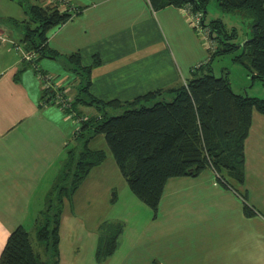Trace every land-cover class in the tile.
Wrapping results in <instances>:
<instances>
[{
    "label": "crops",
    "instance_id": "0c3cea01",
    "mask_svg": "<svg viewBox=\"0 0 264 264\" xmlns=\"http://www.w3.org/2000/svg\"><path fill=\"white\" fill-rule=\"evenodd\" d=\"M62 1L72 16L48 31L46 44L55 57L38 55L31 61L11 42L0 41V254L18 225L36 230L78 127L59 104L45 101V76L52 88L60 86L70 78L60 65L69 62L70 54L78 53L82 66L98 57L89 91L102 100L124 103L157 89L170 95L168 89L184 83L209 58V42L182 7L154 9L149 0ZM0 32L23 46L11 38L8 26H0ZM118 108L123 105L108 111ZM106 160L64 200L66 211H76L77 194L93 173L100 176ZM109 186L100 203L112 207L120 198H109ZM237 187L224 184L206 167L195 176L168 178L155 214L127 194L124 214L106 219L123 224L112 254L96 260L98 240L92 233L73 239V256L88 246L89 264H264V113L257 110L244 141V182ZM61 251L60 220V264Z\"/></svg>",
    "mask_w": 264,
    "mask_h": 264
},
{
    "label": "trees",
    "instance_id": "16d2710c",
    "mask_svg": "<svg viewBox=\"0 0 264 264\" xmlns=\"http://www.w3.org/2000/svg\"><path fill=\"white\" fill-rule=\"evenodd\" d=\"M38 1L27 5L25 1L18 0L26 17L19 21L13 19L12 22L22 25L20 42L26 51H36L41 57L52 58L57 53L47 47L48 31L67 21L72 12L62 0L48 4ZM212 1L221 11L238 15L248 22L250 33L241 45L231 41L235 30L228 33L221 19L206 21L207 7ZM149 2L154 9L189 4L193 11H201L203 25L209 29L212 45L216 40L217 45L213 49L209 48L208 60L195 66L190 78L167 90L173 94L170 100L159 99L165 92L162 89L146 92L124 103L97 98L89 91V85L91 69L99 63L98 57L92 64L82 66L78 53L69 55L70 59H75L76 66L85 78L82 89L89 94L90 100L87 102L104 110L98 119L95 116L80 119L81 130L79 136L75 137L77 142L67 148L59 174L47 193L46 205L37 222L34 235L38 246L32 241L30 232L18 225L6 239L0 254V264L59 263L63 203L65 199L73 197L89 171L106 159L104 148L90 146L91 140L100 134L104 136L130 190L153 214L157 211L165 182L170 177L195 176L204 168L211 167L221 182L235 190L243 184L244 141L253 110L264 113V99L235 93L227 75L215 76L210 63L213 56L240 48L234 60L243 64L253 78L264 80V0ZM51 92L45 89V101H50ZM76 102L65 109L82 118ZM122 105L125 110L119 114L108 115L105 110ZM58 181H61L63 190L59 192L52 212H45L52 203V193ZM240 193L246 198L245 193ZM245 207L250 213L247 204ZM122 225L119 221L106 220L100 224L96 248L98 262L114 251Z\"/></svg>",
    "mask_w": 264,
    "mask_h": 264
},
{
    "label": "rangeland",
    "instance_id": "374dc122",
    "mask_svg": "<svg viewBox=\"0 0 264 264\" xmlns=\"http://www.w3.org/2000/svg\"><path fill=\"white\" fill-rule=\"evenodd\" d=\"M23 1H25L27 5L37 2V0ZM58 3L60 4V1ZM25 17L26 14L24 12V8L22 5H20L18 0H0V23H3L0 24V26H8L9 34L14 40L20 41L21 32H23V29L21 23H14L12 21L9 22V18L19 21ZM216 18L222 20L228 33H230L233 29L235 30V35L234 37H232L231 41L236 43L237 45H241L250 33L248 22L245 19H242V17L238 15L221 11L216 3L212 1L207 7L206 21H210ZM1 34L5 35L3 32H1ZM206 42L208 41L206 40ZM216 42L217 40L214 41L213 45L212 41L209 42L208 47L210 49H213V47L217 45ZM27 52L29 51L27 50ZM239 52L240 48L234 51L223 53L221 55L213 56L210 63L213 74L215 76L226 74L232 90L237 94L264 99V80L256 77L253 78L252 74L243 64L234 60V57ZM33 53V61H35L38 53L36 51H33ZM63 62V65L61 63L60 65L61 67L66 69V71H69L70 78L66 80V83H64V81L60 82V86H54L53 88L51 86L54 83L49 80L51 85L49 84L50 86L47 85L45 88L50 92L52 91L51 93L53 95L50 101H53V103L55 104H59L60 107H62L63 105L61 103V97L66 101L65 106L67 108L70 107V105L73 104L75 100L77 101L75 105L77 107V111L81 113L82 118L75 116V112H71L68 109H65V106L62 107L64 111L67 112V115L72 118V120L76 124H78V127L73 134V138L75 140V137L79 136V132L81 130L80 119L86 120L88 116H95L98 119L101 116L102 110L104 109H100L101 107H98L94 103L87 102L90 100L89 94L86 90L83 91L82 89V86H84L85 84V78L82 77L80 69L76 66L75 60L70 59L69 62L68 60ZM70 86H72L71 90H69ZM78 98H80V101H78ZM172 98L173 94L169 95V93H167V95L162 94L161 96H159L160 100H170ZM151 103L152 102H150V104ZM111 108L112 107H107L105 110L108 111V109ZM123 110H125V108H118L112 112L108 111L107 113L108 115H115L121 113ZM74 142L77 141L75 140ZM90 146L93 148L103 147L107 153V160L106 163H104V165L102 166V169H104V171H101L100 176L98 177V173H93L77 194L76 199L74 200L77 212L74 211L73 213H71L68 210L66 211V207L63 204L61 213V253H63L61 264H89L88 261H86V257H88V246L86 248L85 246H83L79 253L75 257L73 256L74 251H77V249H75V247L77 246L72 244L73 239L77 236L89 235L94 233L96 234L98 240L100 236V224H102L103 220L105 221L106 219H111L112 217L124 214L123 211L126 210L124 208V202L125 198H127V194H129V196H132L135 202H139L137 197L130 190L122 174L120 173V170L115 163L112 153L105 143L104 136H98L97 138L93 139V141H91L90 143ZM60 183L61 181L57 182L56 187L54 188L52 193V203L49 205V207H47L46 210H44L45 212H52V210L54 209V206L59 198V192L63 190L61 188L63 185H61ZM108 184L112 185V190L109 192V198L116 194L120 198L119 202L112 207L108 206L107 204H102L103 202L100 203L102 200H104L106 189H110V186ZM124 188H127V193L126 191H124ZM93 193L95 194L93 195ZM93 199L96 201V204L88 203L89 200L93 201ZM81 204H83V207H81ZM41 218L43 219L44 217ZM30 231L32 241L36 246H38L34 235L35 231ZM58 264H60V254ZM91 264H95V261Z\"/></svg>",
    "mask_w": 264,
    "mask_h": 264
},
{
    "label": "built area",
    "instance_id": "2783aa9c",
    "mask_svg": "<svg viewBox=\"0 0 264 264\" xmlns=\"http://www.w3.org/2000/svg\"><path fill=\"white\" fill-rule=\"evenodd\" d=\"M182 10L184 11V13L187 16L190 23L194 26V28H196V30L201 32L208 42H211L212 38L210 37L209 29L203 25V14H202V12L201 11H193L189 4L183 5ZM0 41L11 42L16 49L22 51L24 58H26L28 60H33V55H34L33 51H30V52L25 51V49L23 48V46L21 44H18V42L13 41L12 39H8V37L6 35L1 34V32H0ZM43 82H44L45 87L50 84L49 79L46 76L43 78ZM61 103L63 104L62 107L66 105V101L63 100L62 97H61Z\"/></svg>",
    "mask_w": 264,
    "mask_h": 264
}]
</instances>
